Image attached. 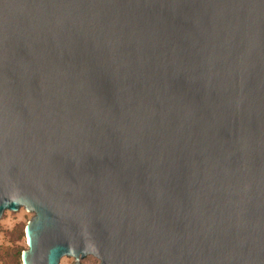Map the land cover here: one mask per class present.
I'll use <instances>...</instances> for the list:
<instances>
[{
  "label": "water",
  "instance_id": "95a60500",
  "mask_svg": "<svg viewBox=\"0 0 264 264\" xmlns=\"http://www.w3.org/2000/svg\"><path fill=\"white\" fill-rule=\"evenodd\" d=\"M21 264H264V0H0V215Z\"/></svg>",
  "mask_w": 264,
  "mask_h": 264
},
{
  "label": "rangeland",
  "instance_id": "374dc122",
  "mask_svg": "<svg viewBox=\"0 0 264 264\" xmlns=\"http://www.w3.org/2000/svg\"><path fill=\"white\" fill-rule=\"evenodd\" d=\"M32 213L19 207L15 211L4 210L0 215V264H20V252L26 247L24 225ZM97 259L86 255L80 264H96ZM73 258L61 256L58 264H72Z\"/></svg>",
  "mask_w": 264,
  "mask_h": 264
},
{
  "label": "trees",
  "instance_id": "16d2710c",
  "mask_svg": "<svg viewBox=\"0 0 264 264\" xmlns=\"http://www.w3.org/2000/svg\"><path fill=\"white\" fill-rule=\"evenodd\" d=\"M19 258H20V256H19ZM21 264V263H20Z\"/></svg>",
  "mask_w": 264,
  "mask_h": 264
}]
</instances>
